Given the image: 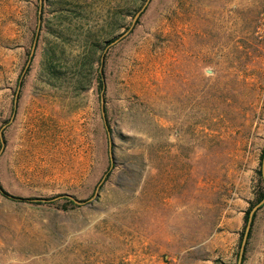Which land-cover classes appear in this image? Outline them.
Returning a JSON list of instances; mask_svg holds the SVG:
<instances>
[{"label": "rangeland", "instance_id": "obj_1", "mask_svg": "<svg viewBox=\"0 0 264 264\" xmlns=\"http://www.w3.org/2000/svg\"><path fill=\"white\" fill-rule=\"evenodd\" d=\"M145 1H50L37 40L38 0H0V185L31 197L0 191V264L236 263L260 186L264 0H148L134 19ZM253 213L241 264H264Z\"/></svg>", "mask_w": 264, "mask_h": 264}, {"label": "trees", "instance_id": "obj_2", "mask_svg": "<svg viewBox=\"0 0 264 264\" xmlns=\"http://www.w3.org/2000/svg\"><path fill=\"white\" fill-rule=\"evenodd\" d=\"M50 1H54V0H38V10H37V18H39V22L36 24L35 26V29L33 30V38L35 37L37 40L39 38V35H40V30L43 26V19H44V16H43V13H44V8H45V5L46 3L48 4ZM60 3V7L61 8H68V9H72L70 7H66L68 3L65 4V2H70V0H58ZM113 38H115V35L112 36L111 38L109 39H106L105 41L106 42H110L111 40H113ZM96 45L97 43L96 42H93V46H90V48H93V49H96ZM103 55V53H102ZM102 55H97V57H95V60L98 61V63H102L103 64V59H102ZM93 61V58L90 60V62ZM46 63L47 64H50V69H49V73L51 74H54L57 72V68L55 67V65H53V62L50 63V61H47L46 60ZM103 66H100V67H96L95 71V78H96V84L99 88H103L104 87V73H103ZM27 70V68H26ZM22 73L19 74V77L17 79V82L18 84L22 83ZM263 153H264V145L262 146L261 148V152H260V159H259V163L261 165V162H262V157H263ZM257 170V173H258V180H259V183H260V186L255 194V197H254V200H252L250 202V204L248 205L246 211H245V215H244V225H243V229L245 228V225H246V222L248 220V216H249V211L251 209V207L256 204L259 200L262 199V197L264 196V179H263V175L261 173V167L256 169ZM0 191L4 194V195H7L13 199H22V200H29L31 199V197H25V196H18V195H14L8 191H6L1 185H0ZM65 200L72 203V204H75V201L72 200L70 197H67L65 196ZM254 217V213H252V216H251V221H250V226H249V229H248V232H247V237H246V241H245V244H244V248H243V254H242V260L244 259V253H245V250H246V243L248 242V238L250 236V231H251V226H252V219ZM242 234H243V231L241 232V236H240V239L242 237ZM240 244V242H239ZM238 244V246H239ZM237 257H238V252L236 253V261H237ZM241 260V261H242ZM233 264H236V263H233Z\"/></svg>", "mask_w": 264, "mask_h": 264}, {"label": "water", "instance_id": "obj_3", "mask_svg": "<svg viewBox=\"0 0 264 264\" xmlns=\"http://www.w3.org/2000/svg\"><path fill=\"white\" fill-rule=\"evenodd\" d=\"M147 1H148V0H146V1L143 3V5L141 6V8L135 13V15H134V19H135L136 16L140 13V11L143 9V7L146 5ZM134 19H133V21H132V24H133V22H134ZM132 24L130 25V27L132 26ZM130 27H129V28H130ZM125 32H126V31L122 32L121 35L125 34ZM121 35H120V36H121ZM34 43H35V40L33 41V47H34ZM33 47H32V49H31V51H30V55H31L32 52H33ZM29 58H30V57H29ZM29 58H28V60H27V64H28V62H29ZM18 85H19V84H18ZM16 99H17V98H16V96H15V98H14V107L16 106V101H17ZM0 134H1V130H0ZM110 154H111V153H110ZM261 173H262V175H263V179H264V153H263L262 162H261ZM97 192H98V191H97V187H96L94 193L92 194V196H91L90 198L94 197V196L97 194ZM60 195H61V194H60ZM60 195H57V196H60ZM65 195L68 196V197H70L72 200H74V201L77 202V203H79V202L82 201V200H80V199L74 197L73 195H70V194H65ZM263 202H264V196H263L262 199L259 200L256 204H254V205L251 207L250 211H249L248 220H247V222H246V225H245V228H244V231H243V235H242V238H241L240 246H239L238 257H237L236 264H241L242 254H243V248H244V244H245V241H246L247 232H248V229H249V226H250V221H251V216H252L253 210H254L257 206H259L261 203H263Z\"/></svg>", "mask_w": 264, "mask_h": 264}]
</instances>
